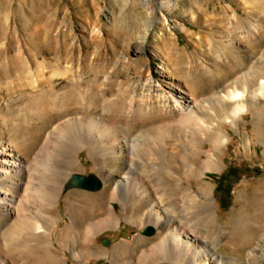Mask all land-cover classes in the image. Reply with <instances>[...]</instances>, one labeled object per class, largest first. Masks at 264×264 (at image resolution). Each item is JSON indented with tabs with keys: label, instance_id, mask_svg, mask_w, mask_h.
Here are the masks:
<instances>
[{
	"label": "bare ground",
	"instance_id": "1",
	"mask_svg": "<svg viewBox=\"0 0 264 264\" xmlns=\"http://www.w3.org/2000/svg\"><path fill=\"white\" fill-rule=\"evenodd\" d=\"M228 36L231 55L222 50L215 61L225 66L222 82L200 95L189 88L194 74L183 84L170 77L158 82L151 70L135 75L128 97L121 84L111 86L112 77L98 84L63 70L52 72L44 86L27 75L32 94L24 102L11 98L12 112L0 118V135L6 136L0 137V264H67L66 252L77 264L103 257L111 264H255L252 248L246 260L217 252L220 245L236 251L253 240L250 234L239 228L225 233L218 224L207 233L198 226L205 216L217 218L212 185L205 182V188L203 180L223 168L234 144L229 128L238 134L244 157L252 160L256 145L264 156V31L253 24L235 40ZM95 38L100 40V31ZM143 43L132 44L134 56L145 52ZM129 56L123 65L131 64ZM201 70L212 71L205 65ZM95 112L101 116H89ZM248 115L250 131L244 127ZM83 151L102 187L65 193L69 178L86 172L79 160ZM189 179L198 183L194 194ZM258 181L264 189V176ZM62 198L69 219L60 227ZM172 202L188 203L191 214L173 209ZM121 220L156 233L137 236L132 245L121 242L111 253L95 249L96 236Z\"/></svg>",
	"mask_w": 264,
	"mask_h": 264
},
{
	"label": "rangeland",
	"instance_id": "2",
	"mask_svg": "<svg viewBox=\"0 0 264 264\" xmlns=\"http://www.w3.org/2000/svg\"><path fill=\"white\" fill-rule=\"evenodd\" d=\"M253 24L264 31V0H0V118L5 110L12 112L8 105L14 99L18 97L24 102V98L32 94L27 75L41 79V85L46 86V79L52 72L60 74L63 70L68 71V77L84 74L87 79L98 80V84L108 82L107 79L112 77L111 86L121 84L125 97L134 86L135 75L151 70L158 82L170 77L183 84L194 74L196 83L191 82L189 88L199 95L206 93L210 87L222 82L221 74L226 72L225 66H217L215 61L222 50L231 55L226 48L228 35L235 40ZM95 31H100L99 41ZM143 40L145 52L136 57L132 53V44ZM127 53L131 64L123 65ZM201 65L212 71L201 70ZM7 68L9 72L3 76ZM57 79L61 76L53 78ZM89 116L101 115L95 112ZM244 122V127L250 131L251 116H244ZM46 127L42 132H49ZM229 135L234 144L223 160V168L207 173L203 180L205 188V182L212 185L217 218L212 221L205 216L198 226L207 233L212 229L209 226L218 224L225 233L239 228L250 234L253 240H246L236 251L220 245L217 252L246 260L252 248L255 251L253 263L264 264V242L258 238L264 239V189L259 188L258 181L264 176L263 147L256 145V156L252 155L250 160L242 154L238 134L229 128ZM150 148L155 151L154 147ZM79 160L86 172L73 174L64 192H98L71 184L76 175H92L101 183L86 151L80 153ZM139 164L145 168L151 165ZM189 180L194 184V194L198 183ZM158 182L162 184L164 179ZM68 184L71 188H67ZM167 185L163 186L166 192L170 190ZM183 186L186 187V183ZM203 201V197L197 200L198 203ZM113 206L118 213V204ZM188 206V203L173 202L171 205L173 209H183L186 216L191 214ZM58 210L62 216L60 227H63L69 219L63 198ZM146 228L139 229L121 220L118 227L108 228L96 236L94 248H104L111 253L121 242L132 245L137 236H144L142 233ZM65 255L67 264H77L69 252ZM127 263V259L123 260V264ZM89 264L111 263L109 258L103 257L92 258ZM159 264L171 263L163 261Z\"/></svg>",
	"mask_w": 264,
	"mask_h": 264
},
{
	"label": "water",
	"instance_id": "3",
	"mask_svg": "<svg viewBox=\"0 0 264 264\" xmlns=\"http://www.w3.org/2000/svg\"><path fill=\"white\" fill-rule=\"evenodd\" d=\"M71 184L77 188L90 190V191H96L100 188V182L92 175L88 177L83 176H73L71 180ZM154 231L152 228L148 227L146 228L142 235L144 236H151L153 235Z\"/></svg>",
	"mask_w": 264,
	"mask_h": 264
}]
</instances>
